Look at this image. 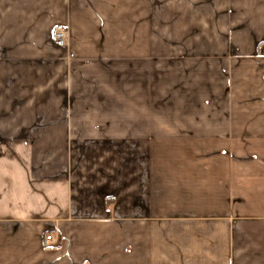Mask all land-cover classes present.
Here are the masks:
<instances>
[{"label":"crops","instance_id":"obj_1","mask_svg":"<svg viewBox=\"0 0 264 264\" xmlns=\"http://www.w3.org/2000/svg\"><path fill=\"white\" fill-rule=\"evenodd\" d=\"M0 264H264V0H0Z\"/></svg>","mask_w":264,"mask_h":264},{"label":"rangeland","instance_id":"obj_2","mask_svg":"<svg viewBox=\"0 0 264 264\" xmlns=\"http://www.w3.org/2000/svg\"><path fill=\"white\" fill-rule=\"evenodd\" d=\"M158 29L154 30L155 31V39H159V33L157 32ZM68 31V30H67ZM154 49L153 51L155 53H158L159 49H160V45L158 42H154V45H153ZM161 63L162 61L161 60H158V59H154L153 60V68H154V77H153V84H154V100H159L161 97H160V84H161V76H160V68H161ZM160 110L159 108H154V113H157L159 114L160 113Z\"/></svg>","mask_w":264,"mask_h":264},{"label":"built area","instance_id":"obj_3","mask_svg":"<svg viewBox=\"0 0 264 264\" xmlns=\"http://www.w3.org/2000/svg\"><path fill=\"white\" fill-rule=\"evenodd\" d=\"M68 31L63 25H56L52 29L51 40L59 46H63L67 42ZM52 236L47 234L45 236V241H52Z\"/></svg>","mask_w":264,"mask_h":264}]
</instances>
